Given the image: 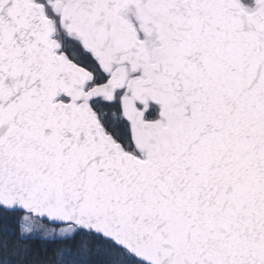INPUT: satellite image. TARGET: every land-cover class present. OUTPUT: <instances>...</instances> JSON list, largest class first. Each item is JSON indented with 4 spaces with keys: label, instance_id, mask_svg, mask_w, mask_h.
I'll use <instances>...</instances> for the list:
<instances>
[{
    "label": "snow or ice",
    "instance_id": "1",
    "mask_svg": "<svg viewBox=\"0 0 264 264\" xmlns=\"http://www.w3.org/2000/svg\"><path fill=\"white\" fill-rule=\"evenodd\" d=\"M0 264H264V0H0Z\"/></svg>",
    "mask_w": 264,
    "mask_h": 264
}]
</instances>
